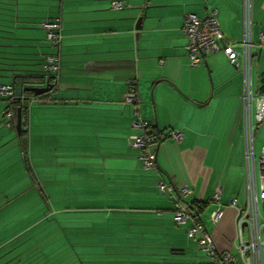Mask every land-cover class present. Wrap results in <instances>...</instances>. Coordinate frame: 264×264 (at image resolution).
Masks as SVG:
<instances>
[{
	"label": "crops",
	"instance_id": "1",
	"mask_svg": "<svg viewBox=\"0 0 264 264\" xmlns=\"http://www.w3.org/2000/svg\"><path fill=\"white\" fill-rule=\"evenodd\" d=\"M23 1L28 5L17 8L14 41L31 47L16 50L39 58L26 68L41 75L43 55L54 51L67 66L54 78L51 91L31 105L21 133L15 130L6 139L0 131L4 224L11 216L36 218L27 227L3 229L0 264H55L71 259L73 249L92 253L98 262L105 249L118 251L119 243L141 253L185 248L196 254L192 261L197 264L204 257L186 236L190 221H173L178 201L200 206L217 249L234 251L237 211L230 202L236 198L242 205L245 196L242 72L222 50L190 67L181 27L186 13L205 16L216 10L220 46L231 42L241 53L242 0H122V8H112L111 0H51L37 19L28 7L34 0ZM51 17L62 24L59 48L49 45L38 24ZM261 31L264 0H252L254 42ZM254 49L259 61L264 45ZM5 74H12L16 92L21 91L18 79L21 87L33 86L23 82L19 70ZM132 74L137 75L135 104L123 101ZM253 76L255 91L264 88V63L253 62ZM3 105L2 117L7 103ZM135 110L163 132L153 145V169H144L138 151L129 145L136 132L131 127ZM170 129L183 137L166 136ZM159 182L171 184L173 192H160ZM183 188L190 191L186 196ZM218 206L223 214L213 223L210 213ZM43 216L48 222L37 230ZM231 218L234 239L227 241L223 223Z\"/></svg>",
	"mask_w": 264,
	"mask_h": 264
},
{
	"label": "built area",
	"instance_id": "2",
	"mask_svg": "<svg viewBox=\"0 0 264 264\" xmlns=\"http://www.w3.org/2000/svg\"><path fill=\"white\" fill-rule=\"evenodd\" d=\"M243 36L239 42L241 53H238L233 43L228 42L220 46L218 39L220 27L216 17V10L207 12L205 16L195 13H186L183 16L181 31L186 39L185 50L190 67H196L204 62L206 54L222 50L228 62L242 72V109H243V138L245 149V196L243 204H238L236 198L230 202L236 208V236L234 251L218 250L213 237L205 223L201 220L197 210L186 203L176 204L173 212V221L176 224H190L186 227V236L194 239L204 258L200 264H264V146L258 159L254 153V134L257 124L264 120V92H258L253 84L252 62L255 58L254 47L264 45V32H259L256 42L251 37L252 26V0H242ZM112 8H122V0H111ZM45 31V39L50 46L59 48L62 39V24L59 17H53L40 23ZM240 59V61H239ZM67 66L58 51L48 52L43 56L41 76L32 82L35 87L48 86L50 77L60 75ZM127 91L123 94L125 103H138L137 75L132 74L127 79ZM19 96L26 99L22 124L26 113L36 101V96H24L15 91L13 83H0V98H12ZM16 110L8 108L3 111V119L7 127L15 125ZM131 127L136 131L129 136V145L138 151V159L144 169H153L156 165V152L153 145L157 142L150 133L151 122L139 117L135 110ZM166 136L179 141L183 137L180 130L170 129ZM158 189L162 193H172L171 184L159 182ZM190 191L182 189V195L186 196ZM220 188H216L213 200L218 201ZM223 214V208L218 206L210 213V220L217 223Z\"/></svg>",
	"mask_w": 264,
	"mask_h": 264
},
{
	"label": "trees",
	"instance_id": "3",
	"mask_svg": "<svg viewBox=\"0 0 264 264\" xmlns=\"http://www.w3.org/2000/svg\"><path fill=\"white\" fill-rule=\"evenodd\" d=\"M19 4L28 5L27 1L24 2L23 0H0V38L12 39V40L16 39L14 35H10V34H14L13 28H16V19H17V11H18L17 8L19 7ZM51 18H47V19H51ZM45 20H41L38 24L40 25V23ZM29 23L33 24L35 22L31 21ZM16 47H31V46L28 44L5 43V41H3V43H0V65H3V66H0V70H3V76H8L7 74H5V71L19 70L22 73L21 74L22 77L24 76L26 79L23 81L24 83L34 82L38 80L40 77H42L41 75L38 76L37 74H35L33 72L35 71L34 69H30L29 67L26 68L27 66L35 65V62H32V61L39 60V58L33 57V55H35L36 53L29 52V51L20 52L16 50ZM19 54H27V55H32V56L31 57H17V55ZM9 60H12V61L10 62ZM19 60H26V62H19ZM42 61H43V57H42ZM14 66H20V67L14 68ZM53 80L54 78L50 77V80H49L50 83L48 85L53 86ZM0 83H3V82H0ZM13 85H14V82H13ZM26 88L27 87L23 86L20 89L21 90L20 92L23 93L24 96L34 95L31 91L27 90ZM258 92H264V88H261L260 90H258ZM37 97L38 96H36V98ZM22 100L23 99H20L19 96H15L12 98H6L7 105L4 110L8 108L17 110V108L21 105L22 113L24 114L25 112L24 109L26 105H24L25 102L23 101H25L26 99L24 98V100L23 101ZM21 132H22V126H21L20 133ZM150 133L154 137L155 141H158V136L160 137V133L162 134L163 132L155 129V127L151 125ZM193 209L197 210V212L200 213V209H201L200 206L199 208L195 207ZM45 219L48 220L49 218L46 217ZM54 219H57V218H54ZM61 229H63L62 226H61ZM113 247H116V246H113ZM126 247L127 245H124L123 243H119L118 248L120 249L118 251L113 250V249H105L104 252L102 253V256L99 257L98 262H97V259L95 258L92 259V255H91L92 253H83V252H79L76 249H73L72 250L73 257L71 259H68L67 257L59 259V260L57 259L55 264H160V263L169 264V263H175V262L180 263V264H195V262H193L192 260L194 259L196 254L195 255L188 254L185 248L176 249L173 247H169L166 250V253H141V252H138L137 250H132ZM149 256H156V258L151 257V259L149 260L150 258ZM145 257L147 258L145 259ZM201 262L202 260H200L197 264H200Z\"/></svg>",
	"mask_w": 264,
	"mask_h": 264
},
{
	"label": "rangeland",
	"instance_id": "4",
	"mask_svg": "<svg viewBox=\"0 0 264 264\" xmlns=\"http://www.w3.org/2000/svg\"><path fill=\"white\" fill-rule=\"evenodd\" d=\"M50 3H52L51 0H38V1L34 0V1L30 2V5L28 7H29V9H33V11L35 12L34 15L36 16V19H37L38 16L41 14V11L43 10L41 8H43V7L45 8ZM19 5L21 6V4H19ZM34 27H36V29H38L37 26H34ZM13 29H15V28H13ZM10 35H14V34H10ZM3 41H5V43L15 44L14 39L12 40V39L0 38V43H3ZM253 51H254V54H256L255 49H253ZM255 59H253L254 60L253 61L254 65H257L258 62H259L260 65H262V63H264V55L260 56L259 61L255 60ZM9 61L11 62L12 60H9ZM253 62H252V67H253ZM0 66H3V65H0ZM11 77H12V74H8V76H3V70H0V82H3V81L6 80V81H8L10 83L12 81ZM253 84H254V76H253ZM16 89H17V91H20V89H21V80H19V79L16 80ZM5 102L7 103L6 99H1L0 98V104H4L5 105ZM28 112H29V110H28ZM5 122H6L5 119H3V117H2V115L0 113V131L5 134L4 135L5 137L7 136L6 137V139H7V138H11L15 134V128H14V126L7 127ZM15 123H16V121H15ZM253 145H254L255 157H256V159H258V157L260 156L261 148H262V146H264V120H262L260 123L257 124L256 130H255V134H254V143H253ZM45 218L46 217L43 216V219H45ZM35 220H36L35 217L28 218L27 216H24V217H17L15 219L14 216L13 217L11 216V217L6 218V222L7 223L4 224V221H3V208H2L0 210V237H1L0 240L3 237V229L5 227H7L9 229L15 228L16 230H18L19 228L27 227L28 224L32 223ZM47 222L48 221L45 219L43 224H40L39 227H36L37 230L39 228H41L42 225H45ZM223 227H224V230H225L223 236L226 238L227 241H230V240L232 241L234 239V232H235L234 231V218H231L228 222L223 223ZM37 238H38V236H37ZM40 241H43V240H40ZM227 251H229V250H227ZM160 264H162V263H160ZM169 264H180V263H176L175 262V263H169Z\"/></svg>",
	"mask_w": 264,
	"mask_h": 264
},
{
	"label": "water",
	"instance_id": "5",
	"mask_svg": "<svg viewBox=\"0 0 264 264\" xmlns=\"http://www.w3.org/2000/svg\"><path fill=\"white\" fill-rule=\"evenodd\" d=\"M140 20H137V24H136V28L139 29L140 28ZM53 86H42V87H27L26 89L31 91L34 95L38 96L41 94H44L46 92L51 91ZM16 123H15V130L17 133L20 132L21 130V126H22V106L20 105L17 110H16Z\"/></svg>",
	"mask_w": 264,
	"mask_h": 264
}]
</instances>
